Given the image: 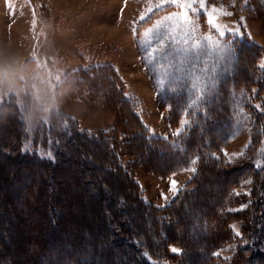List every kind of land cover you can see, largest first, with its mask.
I'll return each instance as SVG.
<instances>
[{"label":"trees","instance_id":"16d2710c","mask_svg":"<svg viewBox=\"0 0 264 264\" xmlns=\"http://www.w3.org/2000/svg\"><path fill=\"white\" fill-rule=\"evenodd\" d=\"M233 52L231 71L180 135H173L180 113L169 114V137L151 134L138 98L110 64L69 75L58 111L48 115L30 86L7 92L0 99V191L18 182L25 193H0V264H264V48L235 42ZM238 91L250 96V137L229 163L224 149ZM69 98L101 105L116 126L81 129L63 109ZM189 166L195 171L168 204L145 199L138 169L167 178ZM70 188L79 190L71 195ZM82 200L89 218L70 205ZM230 245L232 255H220Z\"/></svg>","mask_w":264,"mask_h":264},{"label":"rangeland","instance_id":"374dc122","mask_svg":"<svg viewBox=\"0 0 264 264\" xmlns=\"http://www.w3.org/2000/svg\"><path fill=\"white\" fill-rule=\"evenodd\" d=\"M225 11L233 15H223ZM209 19L229 32L242 19L239 31L247 34L220 37ZM243 41L264 48V0H203L194 14L169 0H0V56L21 62L25 79L18 83L32 88L45 115L58 111L57 95L69 75L110 64L127 92L138 98L139 113L153 136H172L167 122L172 111L181 115L173 135L182 129V120L187 125L194 120L202 102L213 98L231 71L234 43ZM209 83L214 84L210 91ZM6 93L0 92V99ZM250 103L244 91L232 94V132L224 149L229 160L241 157L249 144ZM63 109L89 132H108L116 126L113 114L84 98H69ZM194 168L167 178L138 169L137 179L145 199L164 206ZM173 181L178 185L175 189ZM7 184L5 193L14 195L18 189L25 193L18 182ZM78 190L70 188L66 193ZM70 205L77 215L90 217L89 204L83 200L82 205ZM233 251L230 245L219 253L227 258Z\"/></svg>","mask_w":264,"mask_h":264},{"label":"snow or ice","instance_id":"6c2138e0","mask_svg":"<svg viewBox=\"0 0 264 264\" xmlns=\"http://www.w3.org/2000/svg\"><path fill=\"white\" fill-rule=\"evenodd\" d=\"M169 2H170L173 6H176V7H182V8L188 9L191 13L194 14L197 5H198V4H202V3H203V0H187V2L184 3V4H181V3L179 2V0H169ZM201 10H203V9H201ZM212 11L215 13V12H216V9L213 8ZM223 15L231 16V15H233V13H232V12H229V11H225V12H223ZM209 25H210L211 27H213V31L216 32V33L218 34V36H220V37L231 36V35H235V36H237V37H240V36H242V35H246V34H247L246 31H245L244 33H241V32L239 31V27H242V26H243V20H242V19H241V22H240L239 27H236L235 30H233V31H231V32L227 31V28H226V27H225V28H221L218 24H216L215 21H213V20H211V19H209ZM226 46H227L228 48H231V47H232V45H226ZM261 66L264 67V59H262V61H261ZM217 75H218V74H217ZM216 78H217V77L214 76V77H213V80H215ZM212 87H214V84H212V83H209V84L207 85V88H208L209 91L212 89ZM253 92H255V90H253ZM255 107H256L257 109H260V105H256ZM181 125H182V129H181V130H184V129L187 128V123H186L184 120L181 121ZM89 135H91V133H89ZM176 135H180V132H177ZM48 156H49V158H54V157H52L51 152L48 153ZM228 162H229V163H232V160H229ZM193 171H195V170H193ZM171 187H172L173 189H175V188L178 187V185L176 184L175 181H173L172 184H171ZM231 227H232V229H233L234 235H235L236 237L240 238L241 240H243L242 234H241V232L239 231L238 227H237L236 225H233V226H231ZM244 243L246 244L247 241H244ZM170 251H172V252L175 253V254H179V251H178L177 249H175V248L170 249ZM216 255H218V253H216Z\"/></svg>","mask_w":264,"mask_h":264},{"label":"clouds","instance_id":"9594fccd","mask_svg":"<svg viewBox=\"0 0 264 264\" xmlns=\"http://www.w3.org/2000/svg\"><path fill=\"white\" fill-rule=\"evenodd\" d=\"M24 79L21 62L0 56V92H17L18 82Z\"/></svg>","mask_w":264,"mask_h":264},{"label":"crops","instance_id":"0c3cea01","mask_svg":"<svg viewBox=\"0 0 264 264\" xmlns=\"http://www.w3.org/2000/svg\"><path fill=\"white\" fill-rule=\"evenodd\" d=\"M130 94V93H129ZM132 95V94H131ZM134 96V95H133ZM141 116V115H140ZM143 120V119H142ZM144 122V121H143Z\"/></svg>","mask_w":264,"mask_h":264}]
</instances>
